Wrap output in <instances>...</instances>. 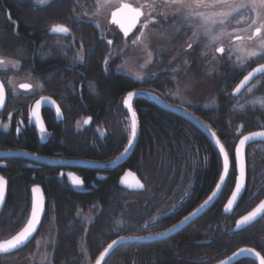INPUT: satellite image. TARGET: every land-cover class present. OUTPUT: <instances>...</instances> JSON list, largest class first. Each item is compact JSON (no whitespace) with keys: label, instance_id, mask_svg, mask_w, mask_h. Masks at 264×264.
Listing matches in <instances>:
<instances>
[{"label":"trees","instance_id":"trees-1","mask_svg":"<svg viewBox=\"0 0 264 264\" xmlns=\"http://www.w3.org/2000/svg\"><path fill=\"white\" fill-rule=\"evenodd\" d=\"M80 9L73 0H52L45 5H34L25 0H0V55L20 63L19 76L43 85V92L59 97L70 96L73 110L66 111V123L79 117L92 116L88 128L90 145L97 137L95 126L104 129L103 145L96 150L87 147V133L65 136V148L70 153H86L90 159L113 161L126 148L130 137L128 113L122 98L132 90H148L160 98L171 91L167 70L168 54H161L155 66L161 71L153 80L139 83L125 75L117 74L120 64L121 37H104L92 22L76 20ZM62 25L69 29V38L49 35L50 28ZM108 38V39H107ZM112 44L109 45L108 41ZM83 51V62L77 64L76 51ZM157 53V52H156ZM160 54V53H159ZM255 60L246 63L244 70L234 72L219 89L216 109L195 108L191 113L216 133L217 138L230 152V177L219 198L202 215L182 228V231L161 241L139 244H120L102 264H215L241 247L253 248L264 255V217L245 230L234 232L236 220L253 209L264 198V173L255 175L250 170L249 155L252 149L260 150L264 160V144L255 143L247 150V179L244 196L231 215L222 213L223 205L231 195L236 177L234 148L244 134L264 130V74L238 97L231 95L235 84L252 67ZM8 76V73H4ZM82 103L77 101L78 90ZM8 104L21 102L8 94ZM139 122L138 139L134 150L122 167L109 172L104 181L91 192H76L52 180L43 181L36 170L25 168L12 160L0 174L7 178V199L0 213V241L19 231L29 216L30 189L42 185L45 192V216L37 236L16 253L0 256V264H11L28 259L35 251V241L50 223L54 224V242L47 248L52 264H83L85 247L91 264L107 245L123 236H147L170 228L197 208L213 192L222 174V162L212 142L186 120L165 111L147 98L134 100ZM27 117L26 100L23 101ZM243 125V127H241ZM34 149L31 132L14 141ZM52 144L45 146L49 150ZM130 169L141 180L146 174L155 181L154 200L149 191L135 193L119 188L118 177ZM145 172V173H144ZM181 188V189H180ZM189 192V199L179 209L144 226L155 211L150 202L159 205L173 192ZM156 199V200H155ZM77 211L94 212L93 223L87 228L77 218ZM98 211V212H97ZM236 264H255L243 259Z\"/></svg>","mask_w":264,"mask_h":264},{"label":"rangeland","instance_id":"rangeland-1","mask_svg":"<svg viewBox=\"0 0 264 264\" xmlns=\"http://www.w3.org/2000/svg\"><path fill=\"white\" fill-rule=\"evenodd\" d=\"M25 1L41 6L52 0H46L43 4L38 0ZM73 1L80 9L79 13L74 14L76 20L92 22L104 37L122 38L121 42H118L119 56L122 59L116 68L117 73L126 75L139 83L153 80L161 73L154 64L159 62L162 58L161 54L166 52L169 68L164 72L168 73L167 78L172 84V89L164 100L186 111L191 112L198 107L208 110L216 109V95L224 83L234 79L232 73L244 70L246 63L252 59L260 64L264 62V48H261V44L264 43V28L261 29L259 36L252 35L256 27L264 23V8L257 3L256 9L253 10L250 6L251 0H229L228 4L204 0V4L208 6H200L198 0H185L183 5H174L171 0ZM122 2L132 4L140 9L142 14L139 27L127 38H124L109 23V14ZM241 4L249 5V7L240 8L239 11L232 10ZM223 12H230L231 15L226 18L225 24L220 25L218 21L225 19L220 15ZM206 18L217 21L215 25H210L211 35L218 37L214 42L201 27ZM253 19L257 20V24L252 25ZM135 36H140L141 39L133 43ZM249 37L252 38L249 39ZM188 44H192L193 47L189 49ZM217 47L224 48V53L216 52ZM251 52H256L257 55L252 57L249 55ZM76 53L78 62L82 63L83 51L77 49ZM1 59L3 63H0V69L3 70V74L8 73V76H4L3 82L8 89L7 93L12 96L20 94L18 86L23 82L31 83L30 78L18 75L20 63L10 58ZM249 161L251 172L261 176L264 173V160L260 156V150L252 149ZM145 177L144 186L146 191H149L151 200H154L152 194L155 191V181L147 174ZM168 198L159 200V202L162 201L159 205L153 204L154 202L149 203L151 208L154 205L156 207L147 219L145 227L179 209V206L189 199V192L183 191L180 194L173 192ZM77 212L76 216L83 226L87 228L93 223L95 211ZM50 224V227L36 239V249L31 256L21 262H17V258L12 259L11 264H52V256L47 248L52 246L55 234L54 224ZM81 253L84 255L83 264H91L85 247L81 248Z\"/></svg>","mask_w":264,"mask_h":264},{"label":"flooded vegetation","instance_id":"flooded-vegetation-1","mask_svg":"<svg viewBox=\"0 0 264 264\" xmlns=\"http://www.w3.org/2000/svg\"><path fill=\"white\" fill-rule=\"evenodd\" d=\"M138 27H139V23H138ZM51 36L53 37L56 36V37L63 38V39L69 38L70 31L68 32L67 36H60V35H51ZM1 58H3L2 55H0V61H2ZM76 60H77V55H76ZM77 64H81V63L78 62L77 60ZM0 82L2 83V85H4L5 95H6L4 105L0 106V152H5V151H13V152L19 151V152H25V153L28 152L29 154H33L36 157L44 160V161L37 163L32 160L25 159L21 156L5 157L3 159H0V169L5 170L12 160H18L19 163L25 166V168L39 171L41 175L40 176L41 180L49 181L53 179L54 181L58 182V184L64 185L67 189L71 191L74 190L76 192L82 193V192L93 191V189L96 188V184L100 183L101 181H104L107 178V175L109 172L113 171L114 169L121 168L125 160L128 158L127 157L124 160V162L115 166L114 169H111V170H108L106 168H103V169L87 168L83 166L80 167V166L73 165V163H70V162H76V161H80V162L83 161V162H89V163L96 162L102 165L112 162V161H104V160L100 161V160H96L93 158L90 159L89 157H87L86 153H70L69 154L67 152V148H65L66 146L65 136H67V134H69V132L71 131L72 134H80V133L86 132L87 137H84V138L87 139L88 141L87 147H90V148L94 147L96 150H99L98 149L99 147L95 146V144L99 142L98 146L101 147L103 145V142L106 138V136L103 133L104 129L100 126H95L96 135L98 136L94 138L95 140L94 145L89 146V142L91 141L92 138L88 136V128L90 124L94 122L93 117L91 115L89 117L88 116L79 117V119H76L73 122L66 123V117L64 113L66 111L68 112V110H73L72 109L73 106L68 105V107L66 108L67 103H70L69 102L71 100L70 96L61 95L55 98L52 95L47 94L46 92L44 93L43 85L34 80V81H31V83L23 82V84H28L30 86L29 90L22 89L21 85L23 84H20L18 86V90L21 93L18 95L14 94L12 96V97H15V99L20 100L21 102L8 104V97H9L7 93L8 89L3 83L4 74H3L2 69H0ZM125 95L122 98V103H123ZM165 98H162V99L164 100ZM24 100H26V106L28 108L27 115H26L27 117L24 116V112H23L24 106H25L23 105ZM46 100L51 101L52 103L49 104L45 102ZM82 100H83V96H82V93H80V89H79L78 95H77V101L82 103ZM37 101H41L38 107V112H39L41 121L37 122L38 124L37 123L34 124L31 121V117H32L31 113L35 109V107H37L36 106ZM57 107L60 109L59 114L56 112ZM85 107L86 106L83 104V108ZM85 120H88L89 123L85 124L84 123ZM41 125L43 126V129H44L43 131L40 130ZM18 128H19V131H17ZM26 132H31L35 139L34 149H28V148L25 149V147H23L21 144L14 143V142L12 143L11 140L9 142L8 139H6V137L10 138L11 136L14 141L16 140L17 142H19L21 137L26 135ZM48 143L52 144V146L50 147L49 150H46L45 146L48 145ZM50 160L54 161V163H51ZM65 163H70V164L66 165ZM125 170L123 171V173L125 172ZM71 174H74L78 178V180L81 181L79 185H75L74 183L70 182L68 177L71 176ZM0 176H2L7 181V178L4 174H0ZM119 177H118V181L120 179ZM118 181H117V185H118ZM141 182L144 185V180H141ZM36 186L40 187L41 191H43L42 185H36ZM118 187L121 188L119 185ZM124 190H127V189H124ZM145 191H146V187L144 186V190L138 191V193L145 192ZM43 195H44V202H45V207H46L47 202L45 201L44 191H43ZM148 198L151 199V196H149ZM169 214L170 213L164 216H167ZM263 247H264V241H263Z\"/></svg>","mask_w":264,"mask_h":264},{"label":"snow or ice","instance_id":"snow-or-ice-1","mask_svg":"<svg viewBox=\"0 0 264 264\" xmlns=\"http://www.w3.org/2000/svg\"><path fill=\"white\" fill-rule=\"evenodd\" d=\"M39 3L43 4L46 2V0H38ZM185 0H171L172 4H181L183 5ZM214 3H224L228 4L229 0H214ZM257 3L261 8H264V0H251V8L253 10L256 9ZM198 4L200 6H208L204 4V0H198ZM127 7V6H125ZM249 7V5L241 4L239 7H234L233 11H239L240 8ZM131 13V20L132 24L135 23V21L141 16V13L137 11L134 8L128 9ZM116 14L113 13V16ZM221 16H223L225 19H220L218 23L220 25L225 24L226 18L231 15L230 12H223L220 13ZM217 23L216 20L213 19H205V23L201 25V27L204 30V33L206 35H209L211 40L214 42L216 39H218L217 36H212V28L210 25H215ZM252 25L257 24V20H252ZM132 24L125 27L124 25H121V30L124 33L125 37H128L129 31L132 27ZM147 27V25H145ZM264 28V23H261L260 27H256L255 31L252 33L253 36H259L261 33V29ZM52 32L55 33H68L69 29L67 27H64L62 25H57L51 29ZM252 37H249L251 39ZM141 39L140 36H135L133 39V43H136ZM108 44L111 45L112 41L109 40ZM193 47L192 44H188V48L191 49ZM261 48H264V43L261 44ZM225 49L222 47H217L216 52L218 53H224ZM250 56L255 57L257 55L256 52L249 53ZM0 63H3V61H0ZM258 73H264V63L259 64L258 67L254 68L251 72H248L247 75L243 77V79L240 81L239 85L236 87L235 92L233 95L238 93L241 88H243L251 79L253 76H256ZM21 88L24 90H29L30 86L28 84L21 85ZM136 95V93L129 91L127 93V96L124 98L123 104L124 107L127 109V112L130 114L131 117V135L128 137L127 143L129 148H131L134 144V140L136 139L138 132H137V113L133 110L132 101L133 97ZM41 101L36 102L37 108L39 107ZM4 105V86L0 85V106ZM56 112L59 114L60 109L57 107ZM35 115V112L33 113ZM85 124H88L89 121L85 120ZM243 127V125H241ZM40 130L43 131V126H40ZM19 131V128L17 129ZM213 138L216 137V133H212ZM257 137L264 138V131H254L251 132L249 135H244L240 140L239 144L235 147V168L238 170V175L235 177V187L231 191V198L228 199L227 204L225 206V211H231L232 206L237 202V198L240 197L242 190L245 187L244 179H245V164H244V146L249 140H254ZM216 145L219 146V153L223 156V173L219 176L220 183L216 184V189L219 191L222 187V185L226 184L227 178L230 177V165H229V156L230 152L226 151L225 146L220 143L219 139H216ZM129 149L125 148L124 152H127ZM126 175H131V173H126ZM73 183L75 185H79L81 181L77 180L75 177L71 178ZM123 183V181H121ZM6 186L7 181L0 176V204H3L6 198ZM138 188H143L144 185L141 184L139 181H137ZM32 201H31V212L30 217L28 219L27 225L15 236L12 237L11 240H7L3 243H0V253H8L14 249H17L21 245H24L25 242L29 239V237L32 236V234L36 231L37 225L41 222V214L45 211L44 208V199L42 196L37 195L40 193V188L38 186H34L32 189ZM217 195V192H213L212 195L208 196L207 200L204 201L203 204L200 205V208H204L210 201L213 200V198ZM199 211V209L197 210ZM262 213H264V200L260 201L259 205L254 208L252 211H250L247 215L241 217L236 221V226L239 228L241 225H246L250 221L255 220L258 216H260ZM194 215V214H193ZM189 219L188 216H185L183 220L180 221V224L185 223ZM176 227H179V225H176ZM172 228H169L168 231H172ZM159 235H166V233H160ZM148 239H153V237H147ZM118 241L113 240L112 243L108 244L106 248H104L103 251L99 253V256L95 259V264H102V261H105V257L108 255L109 250L113 248L114 245H116ZM242 253H248L251 256H254L256 261H258V264H264V255L261 254L259 251H255L253 248H242L239 253H235L234 255H241ZM220 264H228L227 261L221 260Z\"/></svg>","mask_w":264,"mask_h":264},{"label":"water","instance_id":"water-1","mask_svg":"<svg viewBox=\"0 0 264 264\" xmlns=\"http://www.w3.org/2000/svg\"><path fill=\"white\" fill-rule=\"evenodd\" d=\"M125 6H127V7H125ZM130 8H134V9H136L137 11H139L140 13H141V10L140 9H137V8H135V7H133V5L132 4H130V3H124V2H122V3H120V5L116 8V9H114L113 11H111V13L109 14L110 15V18H109V23L112 25V26H114L115 28H117V30H118V32H120L121 33V35L124 37V38H127V37H125L124 36V33H123V31L121 30V25H124L125 27H127V26H129L130 24H132V20H131V13L129 12V10L128 9H130ZM113 13H115L116 15L115 16H113ZM141 16H142V14H141ZM140 16V17H141ZM140 17L135 21V23L134 24H132V27H131V29H130V31H129V35H128V37L130 36V34L131 33H133L134 32V30L136 29V27L138 26L137 24H138V22H139V19H140ZM53 27H55V26H53ZM52 27V28H53ZM65 27V26H64ZM52 28H50V31H49V34L50 35H60V36H67L68 35V33H55V32H52L51 31V29ZM259 65H256V66H254V67H252L251 68V70L250 71H248V72H251L254 68H256V67H258ZM248 72L245 74V75H247L248 74ZM264 73H258L256 76H253L252 77V79L243 87V88H241V90L238 92V93H236L235 95H233V93L235 92V89H236V87L239 85V83H240V81L243 79V77L245 76H243L241 79H240V81L236 84V86L233 88V90H232V92H231V95L232 96H234V97H238L240 94H241V92H243L244 90H246L249 86H251V83L255 80V79H257V78H259V77H261L262 75H263ZM0 85H2V83L0 82ZM4 86V85H3ZM132 92H134V93H136V95L133 97V101H132V106H133V110L135 111V109H134V104H135V99H137V98H143V97H145V98H147L148 100H151L153 103H155L157 106H159L161 109H163V110H167V111H169L170 113H172V114H174V115H178L179 117H181L182 119H184V120H186L187 122H189L191 125H193L196 129H198V130H200V131H202V133L207 137V139L210 141V142H212V144H213V146L215 147V149H216V152H218L219 153V146L218 145H216V139H218L217 138V136L215 137V138H213V136H212V133H213V131L211 130V129H209L206 125H205V123H203V121L202 120H200V119H198L196 116H194L193 114H191L188 110L186 111V110H184V109H182V108H180V107H178V106H174V105H172V104H170V103H168V102H166L165 100H162L161 98H159L155 93H152V92H149V91H147V90H132ZM127 96V94L125 95V97ZM124 97V98H125ZM5 99H6V95H5V88H4V101H5ZM124 101V100H123ZM45 102H47V103H49V104H51L52 102L51 101H48V100H46ZM123 107H124V104H123ZM124 109H125V111L127 112V109L124 107ZM35 112V115L33 114ZM128 113V112H127ZM31 121L34 123V124H36L37 122H39V121H41L40 120V115H39V112H38V108L37 107H35V109L32 111V113H31ZM128 116H129V119H130V123H131V117H130V114L128 113ZM38 124V123H37ZM138 127H139V122H138V119H137V132H138ZM258 131H264V130H258ZM130 134H131V131H130ZM250 133H247V134H244V135H249ZM138 135H139V133H138ZM138 135H137V137H136V139L134 140V144H133V146L131 147V148H129V146H128V143H127V147L126 148H128L129 150L127 151V152H123L121 155H120V157L119 158H117V159H115L113 162H109V163H107V164H100V163H96V162H92V163H89V162H83V161H76V162H70V163H73V165H75V166H83V167H87V168H99V169H103V168H106V169H108V170H111V169H114V167L115 166H117V165H119L120 163H122V162H124V160L127 158V157H129V154L134 150V148H135V146H136V141H137V139H138ZM243 135V136H244ZM242 136V137H243ZM242 137H240L239 139H238V141H237V143H236V145L237 144H239V140L242 138ZM221 143V142H220ZM254 143H262V144H264V138H260V137H257L256 139H254V140H249L246 144H245V146H244V164H245V179H244V183H245V187H244V189L242 190V192H241V195H240V197H238L237 198V202L232 206V210L231 211H225V206H226V204H227V201H228V199H230L231 198V195L229 196V198L227 199V201L225 202V204H224V208H223V214L225 215H231L233 212H234V210H235V208L237 207V204H238V202L242 199V197L244 196V192H245V189H246V185H247V183H246V179H247V161H246V153H247V148L249 147V146H251V145H254ZM222 144V143H221ZM236 145H235V147H236ZM16 156H21V157H23V158H25V159H29V160H32V161H34V162H41V161H44V160H42V159H40V158H38V157H36L35 155H33V154H29L28 152H19V151H15V152H13V151H5V152H0V159H3V158H5V157H16ZM219 156H220V159H221V162H222V172L221 173H223V156L219 153ZM50 162L51 163H54V161H52V160H50ZM234 162H235V148H234ZM60 163H62V162H60ZM70 163H65L66 165H68V164H70ZM57 164V163H56ZM62 164H64V163H62ZM229 165H230V162H229ZM235 170H236V168H235ZM236 176L239 174L238 173V170H236ZM126 173H131V175H126ZM72 177H75L77 180H78V178L74 175V174H71V176H69L68 177V179L70 180V182H72L73 183V181H72ZM120 179H119V181H118V185L121 187V188H124V189H127V190H130V191H133V192H138V191H142V190H144V187L143 188H138L136 185H137V181H139L141 184H142V182H141V180H140V178L139 177H137V175L134 173V172H132L131 170H129V169H127V170H125V172L119 177ZM6 181V180H5ZM80 181V180H79ZM121 181H123V183H121ZM217 183H220V180H218V182ZM216 183V184H217ZM234 183H235V181H234ZM7 186H8V182H7ZM7 186H6V198H5V201H4V203L3 204H0V213L2 212V210H3V208L5 207V202H6V199H7ZM223 186L224 185H222V187H221V189L219 190V191H217V189H216V186H215V188H214V190H213V192H217V195L213 198V200L212 201H210L204 208H200V205L198 206V208H196V209H194L191 213H189L188 215H186V216H188L189 217V219L187 220V221H185V223H183V224H180V222L179 223H177V224H175V225H173V226H171V228L173 229L172 231H168V229H166L165 231H161L160 233H166V235H159L160 233H157V234H150V235H148V236H139V237H137V236H123V237H118L117 239H115L116 241H118V243L116 244V245H114L113 246V248L112 249H110L109 250V253H108V255L115 249V248H117L118 247V245H120V244H128V243H133V244H139V243H150V242H156V241H161L162 239H167V238H170L172 235H174V234H176V233H178V232H180V231H182V228H184L186 225H188L189 223H191L192 222V220H194V219H196L197 217H199L200 215H202L208 208H210V207H212V205H213V203L219 198V194H220V192H221V190L223 189ZM234 187H235V184H234ZM33 188V187H32ZM31 188V189H32ZM40 188V187H39ZM234 189V188H233ZM31 192V201H32V191H30ZM212 192V193H213ZM212 193L210 194V195H212ZM231 194V193H230ZM37 195H39V196H42L43 197V199H44V195H43V191H41V188H40V193H38ZM207 200V199H206ZM262 200H264V198L262 199ZM261 200V201H262ZM31 203V202H30ZM204 202H202V204H203ZM259 203H260V201L257 203V206L259 205ZM256 206V207H257ZM255 207V208H256ZM44 208H45V202H44ZM199 209V211H197ZM254 209V208H253ZM252 209V210H253ZM252 210H250V211H252ZM249 211V212H250ZM30 212H31V207H30V211H29V217H30ZM45 212V211H44ZM42 213L41 214V222H42V220H43V218H44V215H45V213ZM249 212H247L245 215H247ZM194 214V215H193ZM245 215H243V216H245ZM242 216V217H243ZM264 216V213H262L260 216H258L255 220H253V221H250L248 224H246V225H241L239 228L236 226V223H235V225H234V232H236V231H241V230H244V229H246L247 227H249L250 225H252V224H254V223H256L260 218H262ZM29 217H28V219H29ZM241 218V217H240ZM240 218H238V219H240ZM28 219H27V221L25 222V224H24V226L17 232V233H19L26 225H27V222H28ZM184 219V218H183ZM182 219V220H183ZM237 219V220H238ZM236 220V221H237ZM41 222H40V224H38L37 225V229H36V231L32 234V236L31 237H29V239L25 242V244L24 245H21L20 247H18L17 249H14V250H12V251H10V252H8V253H0V256H5V255H9V254H11V253H16V252H18V251H20V249H22V248H24V247H26V245H28L29 243H31V241L37 236L36 234L38 233V231L40 230V228H41ZM176 225H179V227H176ZM17 233H15L14 235H12L11 237H9V239H6V240H1L0 241V243H3V242H5V241H7V240H11L12 239V237L13 236H15ZM147 237H153V239H148ZM110 243H112V242H110ZM249 248V247H248ZM242 248H240V249H237V251H235L234 253H232L231 255H229V256H227V258H225V259H223L224 261H227L228 262V264H236L238 261H240V260H243V259H251V260H253L254 262H255V264H258V261H256V259H255V257L254 256H251V255H249L248 253H242L241 255H234L235 253H239L240 252V250H241ZM256 251V250H255ZM107 255V256H108ZM107 256L105 257V259L107 258ZM104 261H102V263H103ZM93 264H95V262L93 263ZM216 264H220V262H216Z\"/></svg>","mask_w":264,"mask_h":264}]
</instances>
